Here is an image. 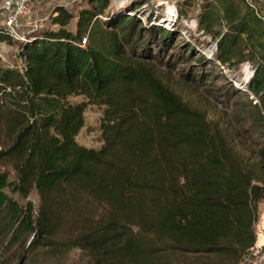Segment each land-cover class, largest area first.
Wrapping results in <instances>:
<instances>
[{"label":"trees","instance_id":"trees-1","mask_svg":"<svg viewBox=\"0 0 264 264\" xmlns=\"http://www.w3.org/2000/svg\"><path fill=\"white\" fill-rule=\"evenodd\" d=\"M149 4L57 5L52 26L17 42L21 64L0 60V264H61L72 251L86 264H253L264 172L156 70L145 49L180 34L145 24ZM196 20L212 63L252 65L235 118L264 164V15L204 0ZM88 104L103 107L98 148L78 140Z\"/></svg>","mask_w":264,"mask_h":264},{"label":"rangeland","instance_id":"rangeland-1","mask_svg":"<svg viewBox=\"0 0 264 264\" xmlns=\"http://www.w3.org/2000/svg\"><path fill=\"white\" fill-rule=\"evenodd\" d=\"M86 1L45 0L40 5H34L31 11L22 18L20 32L29 36L34 31L52 26L51 19L57 5L68 6L76 12L79 6L85 4ZM255 1L259 12L264 15V0ZM203 2L204 0H194V2L191 0H150L149 6L140 7L137 14L145 24L148 23V20L156 19L157 24H161L165 28L179 30L180 34L174 44L169 42L170 45L163 49L158 48L155 41L151 42L145 49V53H148L159 74L184 101L206 112L210 119L222 127L235 150L246 161L256 162L257 167L264 172V164H260L256 157L255 139L251 135L248 125L240 123L235 118V113L240 112V105L237 107L236 102L247 100L239 95L246 93L248 78L253 73L252 65L250 62L240 66L222 65L209 60L213 57L216 44L209 34L197 27L196 20V15L201 10ZM180 5L183 7V11L180 10L178 15L177 10ZM74 26L75 19L70 27L74 30ZM18 45L19 43L15 41L8 42L3 49L5 56L3 64L19 63ZM200 56H204L206 60L198 61ZM85 99L82 95L71 96L73 102ZM102 115L103 107L97 104L87 105L86 126L78 135V140L82 144L95 148L100 147L102 144L100 131ZM30 197L35 204H38L39 196L36 191H33ZM258 209L259 216L255 224L257 242L252 251L255 259L249 261H252L253 264H264V199L260 202ZM44 264H56V261L50 259ZM61 264H86V259L80 254V251H72L70 257L63 258Z\"/></svg>","mask_w":264,"mask_h":264},{"label":"built area","instance_id":"built-area-1","mask_svg":"<svg viewBox=\"0 0 264 264\" xmlns=\"http://www.w3.org/2000/svg\"><path fill=\"white\" fill-rule=\"evenodd\" d=\"M45 0H0V60L5 61L4 48L7 42L1 39V35L10 37L15 42H25L28 40L26 34L20 32L21 20L32 9L34 5H40ZM256 12H259L255 0H245ZM86 42V39L83 40ZM22 59L18 64H21ZM17 64H8L14 67Z\"/></svg>","mask_w":264,"mask_h":264},{"label":"crops","instance_id":"crops-1","mask_svg":"<svg viewBox=\"0 0 264 264\" xmlns=\"http://www.w3.org/2000/svg\"><path fill=\"white\" fill-rule=\"evenodd\" d=\"M191 1H193L194 2V0H191ZM176 3V2H175Z\"/></svg>","mask_w":264,"mask_h":264}]
</instances>
